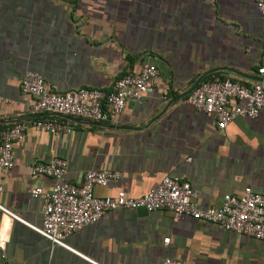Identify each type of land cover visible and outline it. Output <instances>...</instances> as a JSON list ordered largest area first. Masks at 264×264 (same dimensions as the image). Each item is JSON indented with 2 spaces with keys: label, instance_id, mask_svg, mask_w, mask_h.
Returning a JSON list of instances; mask_svg holds the SVG:
<instances>
[{
  "label": "crops",
  "instance_id": "crops-1",
  "mask_svg": "<svg viewBox=\"0 0 264 264\" xmlns=\"http://www.w3.org/2000/svg\"><path fill=\"white\" fill-rule=\"evenodd\" d=\"M263 39L255 0H0V133L46 117L72 128L57 135L27 131L14 147V168L0 169V205L41 225L47 203L31 193L57 182L33 167L54 157L67 162L63 181L75 186L90 170L121 173L96 187L100 197L124 191L138 198L166 176L189 182L203 210L246 187L264 195V112L219 130L214 116L187 103L200 79L264 83L258 74ZM145 64L159 69V89L104 123L35 114L34 99L21 90L24 75L35 72L55 92H109ZM68 244L98 264H163L167 257L184 264H264V241L190 217L175 220L167 211H111ZM0 264L91 263L0 210Z\"/></svg>",
  "mask_w": 264,
  "mask_h": 264
},
{
  "label": "built area",
  "instance_id": "built-area-1",
  "mask_svg": "<svg viewBox=\"0 0 264 264\" xmlns=\"http://www.w3.org/2000/svg\"><path fill=\"white\" fill-rule=\"evenodd\" d=\"M255 1L264 16V0ZM258 74L264 80V39ZM159 79V69L145 64L138 72L119 78L109 92L83 88L59 93L49 89L42 75L27 72L21 81V90L34 99L35 114L77 117L104 123L119 116L129 101L139 102L149 93L157 91ZM163 98L166 99V96ZM187 103L214 116L217 128L225 130L239 117L253 120L264 112V83L242 85L229 79L204 81L193 91ZM30 128L52 135L72 133L70 126L50 117L16 124L0 133V169L11 171L14 168V147L24 141ZM66 168L67 162L60 157L33 167L34 174L53 178L57 182L49 191L38 188L31 193L35 198L43 197L47 203L41 225L28 223L2 205L0 210L53 246L71 251L91 264L98 263L73 249L68 244L69 237L86 226L98 223L106 213L120 209L144 208L149 213L167 211L173 214L175 220L190 217L237 235L264 241V195L251 187H246L241 195H225L223 204L218 208L203 210L196 201L197 195L191 184L179 178L166 176L156 188L138 198L129 197L124 191L114 197H100L95 192L96 187H106L118 181L121 173L106 169L90 170L86 172L83 184L75 186L63 181ZM2 191L0 186V193ZM169 242L170 239L164 240L165 245ZM163 264L184 263L167 257Z\"/></svg>",
  "mask_w": 264,
  "mask_h": 264
},
{
  "label": "water",
  "instance_id": "water-1",
  "mask_svg": "<svg viewBox=\"0 0 264 264\" xmlns=\"http://www.w3.org/2000/svg\"><path fill=\"white\" fill-rule=\"evenodd\" d=\"M203 81V79H200V81L196 84V86L194 87L193 90H195L197 88V86ZM61 116V115H60ZM67 117V116H66ZM137 212L139 213V215H148L149 212H147L144 208L141 209H137Z\"/></svg>",
  "mask_w": 264,
  "mask_h": 264
}]
</instances>
